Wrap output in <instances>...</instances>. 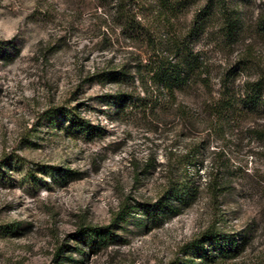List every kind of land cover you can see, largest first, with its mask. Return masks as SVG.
<instances>
[{
  "label": "rangeland",
  "instance_id": "obj_1",
  "mask_svg": "<svg viewBox=\"0 0 264 264\" xmlns=\"http://www.w3.org/2000/svg\"><path fill=\"white\" fill-rule=\"evenodd\" d=\"M150 4L0 0V264H186L187 247L212 223L245 237L242 251L198 263L264 264V114L212 107L264 74V34L254 28L264 0L245 10L236 44L207 35L196 42L209 86L179 92L167 109L148 110L146 100L117 113L106 96L128 89L95 75L140 55L146 62L148 51L130 38L122 15L133 9L148 23ZM134 73L135 101L147 93ZM56 111L76 112L97 135L51 128ZM193 144L201 146L200 164L178 175ZM214 163L224 173L216 201L210 183L217 175H208ZM172 180H190L196 200L150 218L140 205L153 204ZM123 205L128 215L113 222ZM87 226H111L112 240L89 247L79 236Z\"/></svg>",
  "mask_w": 264,
  "mask_h": 264
},
{
  "label": "trees",
  "instance_id": "obj_2",
  "mask_svg": "<svg viewBox=\"0 0 264 264\" xmlns=\"http://www.w3.org/2000/svg\"><path fill=\"white\" fill-rule=\"evenodd\" d=\"M126 1L124 0L125 3ZM150 1L148 23L139 21L138 14L133 12V9L129 11L127 9L122 15L130 38L139 42L148 51L146 62L140 55L139 60H132V63L125 61L117 69L102 70L95 75L100 82H110L117 84L120 88L128 89L122 94L106 96L110 105L115 106L117 113L126 112L127 108L140 107L146 100L148 110L149 108H160V106L167 109L168 100L172 99L176 102L179 92L198 85V83L209 86L206 79L201 80L200 70L203 63L200 61V54L196 51V42L206 35L213 36L218 44L227 46L239 42L246 31L245 10L250 8L251 3L256 0ZM188 17L190 20L187 23ZM180 20L183 22H179ZM162 28L165 29L163 33ZM254 28L264 34V10L256 16ZM133 72L144 80L142 82L146 86L145 93H147V96L142 98L139 95L138 100L135 101L133 100L134 90L130 89V85L135 82ZM165 98L167 101H164ZM212 107L219 114L235 108H238L241 114H264V74L252 81H246L241 96L235 97L231 93L228 95L223 93ZM51 118V128L65 130L68 136H76L75 134L78 133L90 139L99 131L74 111H56L52 113ZM66 121L69 125H66ZM259 135L263 136L264 131H259ZM201 154V146L193 144V150L186 155L187 159L179 161L180 168H182L178 175H192L190 167L196 168L200 164L198 159ZM208 175H217L210 183L211 198L216 201L224 186L218 175H224V173L221 167L214 163ZM170 182L172 183H169L165 191L156 197L153 204L140 205L145 212H150V218L160 212L164 216L175 215L180 212L181 207L191 206L196 200V187L190 180ZM125 208L128 207L123 205L120 211L113 216V222L122 220L128 215L127 212L125 213ZM6 228L7 233H14V226ZM79 236L89 238V247L95 248L107 245L109 240H112L113 233L111 226H87L82 229ZM239 236V233H227L218 229L212 223L187 247L186 252L192 259H187L186 264H203L198 263V260L213 263L218 259L233 258L239 255L243 246L239 241L245 238ZM56 256L60 257L59 254ZM174 264L180 263L175 262Z\"/></svg>",
  "mask_w": 264,
  "mask_h": 264
}]
</instances>
